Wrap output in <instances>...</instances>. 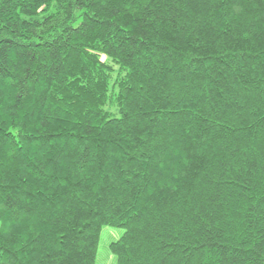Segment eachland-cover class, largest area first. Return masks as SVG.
<instances>
[{
    "label": "trees",
    "instance_id": "16d2710c",
    "mask_svg": "<svg viewBox=\"0 0 264 264\" xmlns=\"http://www.w3.org/2000/svg\"><path fill=\"white\" fill-rule=\"evenodd\" d=\"M108 226L116 264H264V0H0V264Z\"/></svg>",
    "mask_w": 264,
    "mask_h": 264
},
{
    "label": "rangeland",
    "instance_id": "374dc122",
    "mask_svg": "<svg viewBox=\"0 0 264 264\" xmlns=\"http://www.w3.org/2000/svg\"><path fill=\"white\" fill-rule=\"evenodd\" d=\"M124 234L125 230L121 228H113L109 226L103 228L97 264H116V257L111 252L110 246L114 242L119 241Z\"/></svg>",
    "mask_w": 264,
    "mask_h": 264
}]
</instances>
